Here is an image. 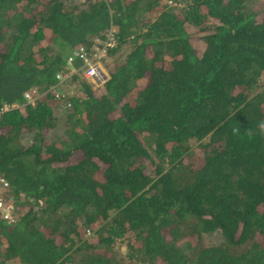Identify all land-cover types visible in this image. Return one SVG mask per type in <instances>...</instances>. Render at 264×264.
Segmentation results:
<instances>
[{
	"label": "trees",
	"instance_id": "1",
	"mask_svg": "<svg viewBox=\"0 0 264 264\" xmlns=\"http://www.w3.org/2000/svg\"><path fill=\"white\" fill-rule=\"evenodd\" d=\"M67 1L0 0V264H264V1ZM112 25L108 78L59 81Z\"/></svg>",
	"mask_w": 264,
	"mask_h": 264
},
{
	"label": "built area",
	"instance_id": "2",
	"mask_svg": "<svg viewBox=\"0 0 264 264\" xmlns=\"http://www.w3.org/2000/svg\"><path fill=\"white\" fill-rule=\"evenodd\" d=\"M115 28L111 26L105 36L95 37L89 47L84 44L77 45L67 56L66 62L72 64L76 59L81 60V66L69 67L65 71L58 72L56 77L63 80L69 77L73 72L80 74L88 81L96 82L103 78L100 60L105 56L107 49L116 44L114 33ZM25 95L31 98L29 93ZM6 109V106L3 107ZM12 197L9 192V184L0 176V215L4 218L13 219Z\"/></svg>",
	"mask_w": 264,
	"mask_h": 264
},
{
	"label": "rangeland",
	"instance_id": "3",
	"mask_svg": "<svg viewBox=\"0 0 264 264\" xmlns=\"http://www.w3.org/2000/svg\"><path fill=\"white\" fill-rule=\"evenodd\" d=\"M83 1L84 0H70V1H67V4H77V5L81 6L83 4ZM255 1L249 0V6L250 7H253V8H256V9H259L260 4L257 1H264V0H255ZM177 5H175V4L173 5L172 3H171V5L170 4H167V8H169V9H172L173 8L174 9V7L177 6ZM262 5H264V2H262ZM193 37H194L192 39L193 43H195V44L198 45V49H201L202 47L201 48H199V47H200V45L203 44L202 40H200V38L198 36L196 37V36L193 35ZM128 50H129V46L128 45H124L120 49V51H122L121 58H123L124 53L126 51H128ZM110 59H111V57H109V60ZM105 60L106 59L103 58L102 60H100V62L103 65V70L105 71L106 78H107L109 76V74H108V71H107V66H106ZM79 66H81V60H79V59H76L72 64L69 65V67H79ZM260 81H264L263 76L261 77ZM99 83H100V81L99 82H97V81L96 82H90V84L93 85L94 87L100 85ZM71 90H72V87L70 85L68 86V85L65 84V92H70ZM73 91H74V89H73ZM72 94H73V92L70 93V95H72ZM61 125H62V123L59 122V126H61ZM28 139H29V134H25V135H22L21 136V140L20 141H21L22 144H25V143L28 144L29 143V140ZM56 143L57 144H60V141L58 139H56ZM195 144L196 145L194 147V152H195V154H194V160L199 165V160H200V158L203 155L204 148L198 145V141H196ZM87 232L89 234L92 233L91 230H89ZM220 239H221V234H220V232H217L216 231V232H212V233L205 234L203 236L202 242L204 244H211V243H216V242L220 241ZM121 242H122L121 238H117L116 241H115V243H114L115 246L113 248H114V250H117V254L116 255L117 256H122L123 257L124 264H127V258L124 255L125 252H126V249H125L126 247H125V244H123V243L121 244Z\"/></svg>",
	"mask_w": 264,
	"mask_h": 264
},
{
	"label": "clouds",
	"instance_id": "4",
	"mask_svg": "<svg viewBox=\"0 0 264 264\" xmlns=\"http://www.w3.org/2000/svg\"><path fill=\"white\" fill-rule=\"evenodd\" d=\"M169 3H172V4H174L173 2H169ZM113 26V25H112ZM114 27V26H113ZM74 49V48H73ZM72 49V50H73ZM71 50V51H72ZM69 55V54H68ZM67 55V56H68ZM66 59H67V57H66ZM102 60V59H101ZM66 64H67V62H66ZM100 64H101V71H102V73H103V78L102 79H100V80H98L97 82H99L100 81V83L99 84H101L103 81H105L107 78H106V73H105V71L103 70V65H102V63L100 62ZM69 68V65L67 64V68L66 69H68ZM70 69V68H69ZM59 72H61V71H59ZM58 73V72H57ZM72 75V74H71ZM70 75V76H71ZM70 76L69 77H67V78H70ZM79 76H80V74H79ZM82 77V76H81ZM67 78H65V79H67ZM84 78V77H83ZM65 79H63V80H65ZM85 79V78H84ZM63 80H59V81H63ZM86 80V79H85ZM88 81V80H87ZM89 83L90 82H93V81H88ZM71 87H72V90L70 91V92H66L67 94H70L71 92H73V86L72 85H70ZM71 89V88H70ZM37 96H38V94H37ZM67 96V95H66ZM29 98V97H28ZM28 101H30L31 103H33V99H28ZM60 102H62V100L60 101ZM66 105H69L68 103H66ZM4 106H6V105H4ZM3 106V107H4ZM9 106H7V108H8ZM0 176H2V175H0ZM2 177H4V176H2ZM4 179L8 182V184H9V192H10V195H11V197H12V204L14 205V200H15V193H14V191H13V189H12V187H11V184H10V182L7 180V178L6 177H4ZM13 215H14V213H13ZM0 217L1 218H4L3 216H1L0 215ZM5 219H7V218H5Z\"/></svg>",
	"mask_w": 264,
	"mask_h": 264
}]
</instances>
